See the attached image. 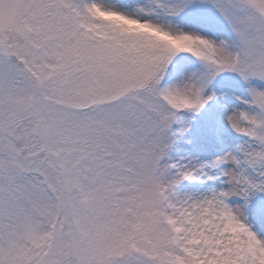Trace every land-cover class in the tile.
<instances>
[{
    "label": "rangeland",
    "instance_id": "374dc122",
    "mask_svg": "<svg viewBox=\"0 0 264 264\" xmlns=\"http://www.w3.org/2000/svg\"><path fill=\"white\" fill-rule=\"evenodd\" d=\"M95 2L0 0V264H264V0Z\"/></svg>",
    "mask_w": 264,
    "mask_h": 264
},
{
    "label": "bare ground",
    "instance_id": "6f19581e",
    "mask_svg": "<svg viewBox=\"0 0 264 264\" xmlns=\"http://www.w3.org/2000/svg\"><path fill=\"white\" fill-rule=\"evenodd\" d=\"M123 2L128 3H143L144 0H122ZM181 25H184L181 24ZM176 26V25H174ZM177 27V26H176ZM183 31H185L184 39L187 40V43L191 44L194 48L197 49V52L205 58H216L219 61V65L230 64L231 56L234 60H237V57H234L233 48L230 46V43H226V39L223 35L216 33L215 31H206L195 24L188 22L184 26H182ZM172 26H169V30H172ZM185 41V40H184ZM186 43V42H185ZM221 59V61H220ZM225 60H227L225 62ZM232 90V89H231ZM222 96L226 97L227 94L223 92V89H219L218 91ZM220 100V99H219ZM228 109L231 110L232 114H235L234 106H232V101H227L225 99ZM223 101V102H224ZM218 102V101H217Z\"/></svg>",
    "mask_w": 264,
    "mask_h": 264
}]
</instances>
